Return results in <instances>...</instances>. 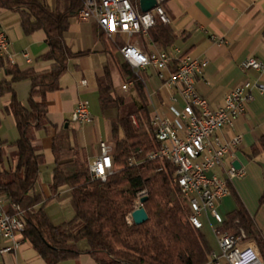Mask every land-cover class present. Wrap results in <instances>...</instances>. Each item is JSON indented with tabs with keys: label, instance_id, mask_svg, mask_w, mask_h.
Here are the masks:
<instances>
[{
	"label": "trees",
	"instance_id": "trees-1",
	"mask_svg": "<svg viewBox=\"0 0 264 264\" xmlns=\"http://www.w3.org/2000/svg\"><path fill=\"white\" fill-rule=\"evenodd\" d=\"M83 1L57 0L55 9H51L45 0H0L1 9L20 15L26 35L44 31L48 52L41 59L53 63L43 72L8 69L12 79L0 85V95L12 94L7 112L13 115L20 135L11 170L2 169L5 153L0 139V193L9 202L8 211L15 213V206L23 213L22 239L47 264L76 259L82 254L77 244L83 240L89 244L86 254L98 264H208L212 246L202 230L190 223L188 204L173 181L175 168L168 162L147 159L160 145L150 125L146 86L126 63H117V67L124 78L134 81L140 107L118 94L109 67L97 78L102 112H118L117 118L111 120L113 175L105 182L93 180L84 150L74 143L75 132L62 127L53 137L56 166L51 190L57 194L60 188H69L74 219L53 224L46 212L50 199L34 193L44 164L42 149L34 144L36 133L57 129L48 120L47 95L61 90L60 81L68 72L69 61L82 55L70 50L65 33L83 8ZM150 38L162 49L173 44L172 29L160 21L150 30ZM24 80L31 82L28 105L18 100L12 88ZM133 116L138 126L133 124ZM131 158L139 164L130 166ZM143 190L147 192L143 207L149 219L142 225L129 224L127 217ZM259 203L264 206V193ZM224 230L234 235L243 231L247 241L257 244L264 259V239L243 204L239 203L238 209L227 216Z\"/></svg>",
	"mask_w": 264,
	"mask_h": 264
},
{
	"label": "crops",
	"instance_id": "crops-1",
	"mask_svg": "<svg viewBox=\"0 0 264 264\" xmlns=\"http://www.w3.org/2000/svg\"><path fill=\"white\" fill-rule=\"evenodd\" d=\"M45 1L51 9H55L57 0ZM163 6L170 18V23L165 25L170 26L173 32V44L166 49L158 47L151 38L147 44V39L139 38L138 35L129 38L118 34L110 38L93 20L81 21L77 17L72 19L70 28L65 33L70 50L82 55L69 61L68 72L60 81L61 90L47 95L48 120L57 129L38 131L34 141L44 155V164L34 193L50 199L46 212L55 225L72 221L75 212L68 187L60 188L57 194H53L51 190L56 166L53 137L62 127L74 131V143L81 151L84 150L89 163L99 157L100 142L111 141V120L117 118L118 112L116 109L102 112L97 78L109 67L114 87L122 88L130 80L129 77L124 78L117 67V63H124L120 43L123 46L127 43L138 44L147 53L164 50L173 58L186 54L207 60L209 65L203 77L197 79V90L213 109L222 107L226 96L241 84L251 82L264 85V72L244 70L241 67L242 62L248 58L257 59L264 64V0H167ZM0 22L10 38V54L13 59L12 62L7 56H0V85L4 81H11L8 69L43 72L53 66L52 62L41 59L48 52L44 31L26 35L21 26L20 15L1 8ZM25 54L29 55L30 63L24 57ZM94 59H99L98 67L93 65ZM154 76H157L159 85L154 84ZM139 77L146 86L150 120L156 112L165 114L166 110L162 105H169L171 95L176 92L166 88L154 68L140 72ZM83 80L87 81L86 86H82ZM12 88L18 100L28 105L31 82L20 81L14 83ZM252 95L253 100L248 105L247 112L237 120L235 127L225 128L219 133L223 141H229L236 135L242 136L241 145L231 150L225 162L226 167L234 166L237 162L242 176L231 182V195L220 203L219 210L226 221L227 216L238 209V204H243L264 239V206L259 203L264 193V96L257 88L252 90ZM80 100L89 102L94 118L92 124L76 125L71 122ZM11 101V93L0 95V139L5 153L2 166L4 170L14 168V154L17 151L15 143L20 138L14 117L7 112ZM94 101H98L99 106ZM218 173L222 175V172ZM214 227L213 220L205 219L202 232L213 252H219ZM18 241L19 247L15 251L0 252V264H47L22 236H19ZM248 243L256 248L263 259L257 244L254 241ZM11 245V241L0 235V250ZM77 247L82 254L63 264H98L92 256L86 254L89 249L87 241H80Z\"/></svg>",
	"mask_w": 264,
	"mask_h": 264
},
{
	"label": "built area",
	"instance_id": "built-area-1",
	"mask_svg": "<svg viewBox=\"0 0 264 264\" xmlns=\"http://www.w3.org/2000/svg\"><path fill=\"white\" fill-rule=\"evenodd\" d=\"M166 1L157 0L156 7L144 13L140 10V0H84L77 19L93 20L110 38L123 34L129 38L138 35L149 39L150 30L157 21L170 23L163 6ZM10 46V38L0 22V56H7L13 62ZM120 54L123 62L129 65L135 75L139 76L140 72L154 68L166 88L176 92L171 95L169 105H162L166 113L156 112L151 117L153 137L160 148L148 154L147 159L168 162L175 168L173 181L188 204L190 223L195 229L203 230L205 219L215 223L214 233L219 252L211 254L209 263L264 264L256 248L248 243L243 231L240 235H234L224 230L226 221L219 210L220 203L231 195V182L242 176V172L234 166H225L231 150L241 145L242 136L236 135L229 141H223L219 133L225 128L235 127L237 120L247 112L248 105L253 100L252 90L257 88L264 96V85L251 82L241 84L226 96L222 107L213 109L197 90V79L203 77L209 65L207 60L186 54L173 58L164 50L147 53L131 43L122 46ZM24 57L27 62H31L28 54ZM241 67L244 70L264 72V64L254 58L246 59ZM81 84L86 86L87 81L83 80ZM122 89L130 91L133 96L137 95L133 80L123 84ZM132 120L138 126L136 117L133 116ZM71 122L76 125L94 122L87 100L78 102ZM113 149L108 142H100L99 157L89 163L93 180L105 182L113 175ZM129 161L130 166L139 164L134 158ZM218 172H222V175ZM146 196V190L137 194L134 211L143 207L141 200ZM8 208V200L0 193V235L12 242L11 246L1 249V253L15 251L19 247L18 238L25 229L23 213L13 206L16 212L11 214ZM132 213L127 217L129 224L134 223Z\"/></svg>",
	"mask_w": 264,
	"mask_h": 264
},
{
	"label": "water",
	"instance_id": "water-1",
	"mask_svg": "<svg viewBox=\"0 0 264 264\" xmlns=\"http://www.w3.org/2000/svg\"><path fill=\"white\" fill-rule=\"evenodd\" d=\"M139 5H140V10L144 13H147L156 7L157 0H140ZM66 127H68V126H66ZM234 167L237 170L240 168V166L237 162L234 164ZM147 199H148L147 197H143L141 200L142 203H145L147 201ZM132 218H133V221L136 225H142V224L146 223L149 219L148 214H147L146 210L144 209V207H141V208L135 210L132 213Z\"/></svg>",
	"mask_w": 264,
	"mask_h": 264
},
{
	"label": "rangeland",
	"instance_id": "rangeland-1",
	"mask_svg": "<svg viewBox=\"0 0 264 264\" xmlns=\"http://www.w3.org/2000/svg\"><path fill=\"white\" fill-rule=\"evenodd\" d=\"M106 37H107V36H106ZM139 38L144 39L143 37H140V36H139ZM145 41H146V40H145ZM146 43L149 44V39H148V38H147ZM135 45H138V44H135ZM138 46H139V45H138ZM121 47H122V46H121ZM121 47H119V48H121ZM140 48L144 49L143 47H140ZM99 63H100L99 59H94V60H93V65H95V67H98V66H99ZM141 76H143V75L141 74ZM153 82H154L155 85H157V84L159 85V80H158L157 76H154V78H153ZM115 89L117 90L118 94L124 96V97L127 98L129 101L134 102L138 107H140L141 102H140L138 96H133V95L131 94L130 91H124V90L121 88V86H117V87H115ZM95 100H97V99H95ZM94 103H95V104L97 103V106H99L98 101H94ZM94 103H93V104H94ZM93 104H92V105H93ZM136 119H137V118H136ZM142 119H143L144 123L147 124L145 118L143 117ZM108 143L111 144L112 147L114 148V144H113L112 141H109ZM113 150H114V149H113Z\"/></svg>",
	"mask_w": 264,
	"mask_h": 264
}]
</instances>
